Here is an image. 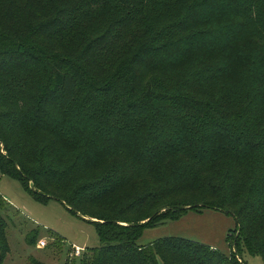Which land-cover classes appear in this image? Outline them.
Segmentation results:
<instances>
[{"label": "trees", "instance_id": "obj_1", "mask_svg": "<svg viewBox=\"0 0 264 264\" xmlns=\"http://www.w3.org/2000/svg\"><path fill=\"white\" fill-rule=\"evenodd\" d=\"M0 170L90 219L83 264L264 263V0H0ZM205 209L235 252L139 245Z\"/></svg>", "mask_w": 264, "mask_h": 264}, {"label": "rangeland", "instance_id": "obj_2", "mask_svg": "<svg viewBox=\"0 0 264 264\" xmlns=\"http://www.w3.org/2000/svg\"><path fill=\"white\" fill-rule=\"evenodd\" d=\"M0 213L8 223L10 252L3 264H83L85 251L101 246L97 228L87 219L51 199L36 200L21 182L0 170ZM237 230L236 218L215 209L188 212L176 222L147 230L139 241L146 246L170 237L233 252L229 235ZM73 246L84 250L74 255ZM246 264H264L259 256L245 254Z\"/></svg>", "mask_w": 264, "mask_h": 264}, {"label": "built area", "instance_id": "obj_3", "mask_svg": "<svg viewBox=\"0 0 264 264\" xmlns=\"http://www.w3.org/2000/svg\"><path fill=\"white\" fill-rule=\"evenodd\" d=\"M73 251H74V255L77 256V257H79V256H81V254H82V252L84 250H82V249H80L78 247L73 246Z\"/></svg>", "mask_w": 264, "mask_h": 264}, {"label": "water", "instance_id": "obj_4", "mask_svg": "<svg viewBox=\"0 0 264 264\" xmlns=\"http://www.w3.org/2000/svg\"><path fill=\"white\" fill-rule=\"evenodd\" d=\"M33 190H34V188H33ZM85 219L90 220V219H88V218H85Z\"/></svg>", "mask_w": 264, "mask_h": 264}]
</instances>
